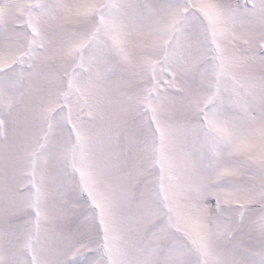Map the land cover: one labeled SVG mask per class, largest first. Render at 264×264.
I'll use <instances>...</instances> for the list:
<instances>
[{
    "label": "snow or ice",
    "instance_id": "obj_1",
    "mask_svg": "<svg viewBox=\"0 0 264 264\" xmlns=\"http://www.w3.org/2000/svg\"><path fill=\"white\" fill-rule=\"evenodd\" d=\"M0 264H264V0H0Z\"/></svg>",
    "mask_w": 264,
    "mask_h": 264
}]
</instances>
